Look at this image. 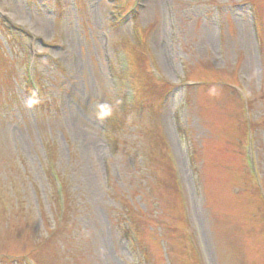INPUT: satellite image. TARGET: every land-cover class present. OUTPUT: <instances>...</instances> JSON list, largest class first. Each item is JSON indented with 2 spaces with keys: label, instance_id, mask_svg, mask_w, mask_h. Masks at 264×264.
Masks as SVG:
<instances>
[{
  "label": "rangeland",
  "instance_id": "1",
  "mask_svg": "<svg viewBox=\"0 0 264 264\" xmlns=\"http://www.w3.org/2000/svg\"><path fill=\"white\" fill-rule=\"evenodd\" d=\"M135 2L0 0V264H264V0Z\"/></svg>",
  "mask_w": 264,
  "mask_h": 264
}]
</instances>
